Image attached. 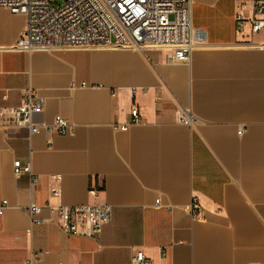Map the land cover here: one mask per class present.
I'll return each instance as SVG.
<instances>
[{
  "label": "crops",
  "instance_id": "obj_1",
  "mask_svg": "<svg viewBox=\"0 0 264 264\" xmlns=\"http://www.w3.org/2000/svg\"><path fill=\"white\" fill-rule=\"evenodd\" d=\"M192 3L205 44L178 64L158 49L14 52L27 19L0 9V108L33 90L37 122L75 125L29 136L0 121V264H136L140 251L154 264H264V50L238 46L235 0ZM17 161L32 175L16 177ZM96 205L113 214L94 239L64 234L48 208Z\"/></svg>",
  "mask_w": 264,
  "mask_h": 264
},
{
  "label": "built area",
  "instance_id": "obj_2",
  "mask_svg": "<svg viewBox=\"0 0 264 264\" xmlns=\"http://www.w3.org/2000/svg\"><path fill=\"white\" fill-rule=\"evenodd\" d=\"M234 21L238 35L245 40L238 46L264 50V43L254 37L264 31V0H235ZM192 0H0V9L13 15H23L27 27L11 50L19 53L36 51H67L84 49L131 50L145 53L166 50L170 64L186 63L193 50L204 45V35L192 26ZM85 86V84H83ZM44 106L33 90H26L18 107L0 108L3 128H17L35 136L41 131L48 135L73 136L75 125L62 116L52 123L37 122ZM134 123H139V109L131 112ZM181 122L190 125L187 117ZM129 126L118 127L127 131ZM245 129L239 131L240 135ZM52 143V140H49ZM16 177L32 175L31 165L14 163ZM57 182L59 177L55 179ZM32 183H38L33 178ZM96 193L95 190L92 191ZM54 196H60L56 189ZM7 202H3V215ZM160 206V203H157ZM53 223L71 237L96 238L112 220L113 209L107 205L82 207H49ZM198 206L187 209L194 219L202 220ZM43 208L31 204L27 214L33 225H42ZM136 264H154L143 252L134 257ZM27 264H33V261Z\"/></svg>",
  "mask_w": 264,
  "mask_h": 264
}]
</instances>
